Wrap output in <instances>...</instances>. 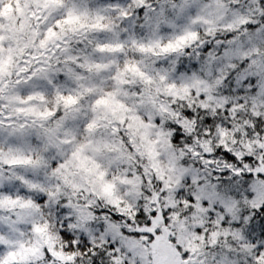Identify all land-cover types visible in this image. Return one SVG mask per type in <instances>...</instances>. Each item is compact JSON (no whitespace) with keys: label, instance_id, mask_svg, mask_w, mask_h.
<instances>
[{"label":"snow or ice","instance_id":"1","mask_svg":"<svg viewBox=\"0 0 264 264\" xmlns=\"http://www.w3.org/2000/svg\"><path fill=\"white\" fill-rule=\"evenodd\" d=\"M0 264H264V0H0Z\"/></svg>","mask_w":264,"mask_h":264},{"label":"clouds","instance_id":"2","mask_svg":"<svg viewBox=\"0 0 264 264\" xmlns=\"http://www.w3.org/2000/svg\"><path fill=\"white\" fill-rule=\"evenodd\" d=\"M118 139V138H117ZM103 163L107 165L109 163V160L105 158L103 160ZM113 163H119L123 165L126 168L134 170L136 166L140 165L141 161L136 158V154L132 153L129 155L127 152L124 154L123 158L120 159L119 161H113Z\"/></svg>","mask_w":264,"mask_h":264}]
</instances>
